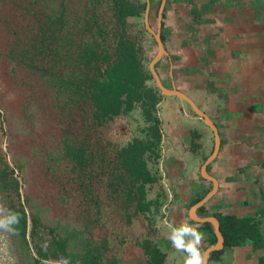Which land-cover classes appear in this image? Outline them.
Here are the masks:
<instances>
[{"label": "rangeland", "instance_id": "374dc122", "mask_svg": "<svg viewBox=\"0 0 264 264\" xmlns=\"http://www.w3.org/2000/svg\"><path fill=\"white\" fill-rule=\"evenodd\" d=\"M150 1L148 23L157 32V20L149 22V17L158 16L162 0ZM112 4V0H0V170L7 169L5 177L19 181L21 195L0 176V219L11 217V203L25 204L40 218L41 243L48 245L54 236L63 240L67 231H78L89 245L107 241L105 263L122 247L120 239L133 237L131 226L139 237L160 219L134 213V207L125 209L114 197V189L128 175L115 171L123 161L119 150L144 132L142 110L99 125L91 101L79 94L76 99L66 90V79L75 77V72L90 74L86 62L75 58L80 50L84 53V42H102L104 47H95L98 52L113 47ZM145 13L129 19V32L143 47L150 69L158 46ZM99 63L105 68L106 63ZM150 83L156 84L155 79ZM82 147L89 157L85 167L70 152ZM10 228L12 224L0 229V264H32L37 253ZM66 238L69 250H81L78 238Z\"/></svg>", "mask_w": 264, "mask_h": 264}, {"label": "crops", "instance_id": "0c3cea01", "mask_svg": "<svg viewBox=\"0 0 264 264\" xmlns=\"http://www.w3.org/2000/svg\"><path fill=\"white\" fill-rule=\"evenodd\" d=\"M153 19L167 52L156 71L167 88L185 93L193 104L162 94L160 155L148 165L157 181L147 184V213L160 219L139 237L131 226L133 237L120 239L122 247L108 261L148 264L151 243L153 252L165 255L164 264H183L184 253L172 247L167 229L183 220L204 234L207 264H262L264 245L226 248L224 238L222 247L210 249L219 240L212 219L220 223L221 216L258 222L264 234V0H162ZM157 53L158 47L152 60ZM205 115L218 129L217 151ZM146 128L134 137L144 138Z\"/></svg>", "mask_w": 264, "mask_h": 264}, {"label": "trees", "instance_id": "16d2710c", "mask_svg": "<svg viewBox=\"0 0 264 264\" xmlns=\"http://www.w3.org/2000/svg\"><path fill=\"white\" fill-rule=\"evenodd\" d=\"M112 2L111 9L114 12L115 20L114 31L111 34L114 37L112 39L113 47L109 51L103 48L104 51L98 52L95 47H104L102 42L97 40L90 43L84 42V53L82 54V50H80L75 58L81 63L86 62L85 65L90 74L80 75L79 72H75V77L70 76L66 79V90L76 99H78L76 95L79 94L83 100L91 101L94 107L93 115L99 125L113 120L116 116L129 114L136 108L142 110L145 122L149 124L146 128L148 133L144 138L134 137L132 141L119 150L118 156L123 161L121 166H116L115 171L117 173L127 172L128 175L122 179L121 185L114 189V197L120 200L123 208L129 209L136 204L135 213H146L151 205L147 200V184L157 181V177L151 174L148 165L150 161L157 164L160 155L162 133L157 104L162 98V92L155 83H150L154 77L149 66L145 63L146 57L142 56L143 47L129 32L131 26L129 19L141 17L146 11L147 3L142 0H112ZM97 24L99 26V23ZM100 32L102 33L101 30ZM92 61L97 63L91 65L90 62ZM100 61L106 63L105 68L101 67ZM76 149L71 148L70 152L77 164L81 167L85 164V167L89 163L86 150L82 147L76 152ZM82 161L84 162L81 163ZM8 172L7 169L0 170L1 178L5 179L6 186L9 185V187L14 188L21 196L19 181L6 178L5 175ZM9 212L11 216L19 213V223H12L15 233L21 237L23 244L28 249L32 247L37 253L36 256L32 257V264H55L52 260L62 258H68L69 261L73 262L79 260L81 264H105L104 257L106 255L103 252L108 248L106 240L101 245H89L87 243L90 241L78 231L66 232L65 230L66 235L63 240L54 236L50 244L47 245L41 243L44 235L41 233L40 218L36 213L29 212L25 204L17 207L14 203L10 204ZM128 215V220H131V214ZM220 218V229L225 238L226 248L253 242L254 248L257 250L264 245L261 242L264 239V234L260 229V223L240 219L234 215H225ZM54 231L51 230V233H55ZM67 235L78 238L77 244L81 250H69ZM213 241H216L215 236ZM81 243L83 245H80ZM150 244H146V251L150 256L148 264H164L165 255L153 252ZM222 252V250L216 251L214 255H219ZM261 259L262 264H264V257ZM108 264H116V262L113 261Z\"/></svg>", "mask_w": 264, "mask_h": 264}, {"label": "clouds", "instance_id": "9594fccd", "mask_svg": "<svg viewBox=\"0 0 264 264\" xmlns=\"http://www.w3.org/2000/svg\"><path fill=\"white\" fill-rule=\"evenodd\" d=\"M19 220L20 215L18 212L7 220L0 219V229H8L12 223L18 224ZM167 229L168 240L171 242L172 247L177 252L184 253L183 264H207V256L201 251L204 234L199 231L196 225L182 220L179 224L169 223ZM9 230L15 232V228ZM52 261L56 264H69L68 258Z\"/></svg>", "mask_w": 264, "mask_h": 264}, {"label": "water", "instance_id": "95a60500", "mask_svg": "<svg viewBox=\"0 0 264 264\" xmlns=\"http://www.w3.org/2000/svg\"><path fill=\"white\" fill-rule=\"evenodd\" d=\"M148 9H149V0H147V7H146V13H145L147 15L146 16V23L148 24L147 26H148L149 32L152 33V34H154V36L156 38V41L158 43V53L156 54V56L153 58V60L150 63V70H151V73H152V75H153V77L155 79V82H156L157 86L160 88L162 94H164V95H175V96L181 97V98L187 100L188 102L192 103L191 98L188 95H186L185 93L181 92L180 90H178L176 88H171V89L167 88L163 84V82H162V80H161L158 72L156 71L155 64L167 52H166L164 43H163V41L161 39V36L159 34V31L155 32L152 29V27L150 26V24L148 23V13H147L148 12ZM159 16L162 17V9L160 10ZM205 118H206L208 124L211 126V128L215 132V136H216V151H217L218 148L220 147V142H221L220 141V135H219L218 129H217L216 125L206 115H205ZM212 222L214 224L215 232H216L219 240H218L217 245L215 247H212L210 249V251L215 250V249H218V248L222 247L223 244H224V235L221 232L219 221L216 220V218H215V219H212Z\"/></svg>", "mask_w": 264, "mask_h": 264}]
</instances>
